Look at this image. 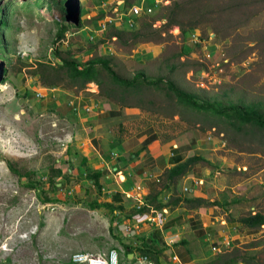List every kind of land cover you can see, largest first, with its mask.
Returning a JSON list of instances; mask_svg holds the SVG:
<instances>
[{
  "label": "rangeland",
  "instance_id": "rangeland-1",
  "mask_svg": "<svg viewBox=\"0 0 264 264\" xmlns=\"http://www.w3.org/2000/svg\"><path fill=\"white\" fill-rule=\"evenodd\" d=\"M125 1L124 13L139 0H106L105 6L69 0L80 26L56 40L60 17L47 0H0V264H60L75 253L112 249L120 264H177L165 253L158 263L142 256L141 239L129 237L119 217L90 208L101 192L87 179L84 132L68 106L86 85L78 90L65 76L38 74L40 63L57 67L61 59L80 68L95 62L99 81L92 89L138 110L141 125L159 124L165 135L192 131L201 139L204 183L239 242L208 250L209 258L195 264H216L235 247L264 263V226L252 232L237 223L264 214V129L180 104L167 87L170 82L218 109L253 107L264 115V0H176L132 28L116 21L99 31L105 15L116 17ZM101 60L121 79L142 73L161 82L138 81L140 87L124 91ZM123 244H133L134 252L126 255Z\"/></svg>",
  "mask_w": 264,
  "mask_h": 264
},
{
  "label": "crops",
  "instance_id": "crops-1",
  "mask_svg": "<svg viewBox=\"0 0 264 264\" xmlns=\"http://www.w3.org/2000/svg\"><path fill=\"white\" fill-rule=\"evenodd\" d=\"M105 1L101 0L103 6ZM115 12L125 14L123 6L115 8L114 15ZM109 17L112 16L105 15L103 22ZM89 104L93 111L85 113ZM68 106L84 132L81 162L85 161L87 169L102 174L97 201L118 208L114 214L127 225L125 228L131 229L129 237L138 236L149 245L165 247L164 253L176 257L177 264L204 262L209 258L208 250L238 244L237 238L231 236L234 225H226L217 204L190 207L178 202L185 197L213 202L215 194L204 183L207 168L201 166L202 160L171 183L167 178L170 169L188 158H204L202 141L194 132L165 135L159 124L141 125L138 110L98 93L81 91L71 97ZM136 193L152 211H166L160 225L150 222L143 213H148V208L137 210L135 200L127 197ZM157 205L163 207L156 209Z\"/></svg>",
  "mask_w": 264,
  "mask_h": 264
},
{
  "label": "trees",
  "instance_id": "trees-1",
  "mask_svg": "<svg viewBox=\"0 0 264 264\" xmlns=\"http://www.w3.org/2000/svg\"><path fill=\"white\" fill-rule=\"evenodd\" d=\"M49 2V8L54 9L58 11L60 21L58 23L59 29L57 32L56 40H60L63 38L64 33L66 30L70 28V26L74 27L73 24L67 22L65 20V17H68L69 14H74L75 8L68 6V1L66 0V4L60 5L55 0H47ZM130 6L128 2H125L123 5V8H126ZM128 9V8H127ZM0 23L2 25L5 24L4 21L0 19ZM80 26V19L77 27ZM134 37L139 38L140 36L138 33L136 35L134 34ZM147 39H150V37L144 38V41H148ZM56 52V51H55ZM57 53V52H56ZM102 68L105 70V72L111 77V79L115 82V86L118 88L123 89L124 91H127L131 88H138L140 87L138 84L140 82H145L146 84H152L157 85L161 82V80L155 81V82H149L145 79L144 75L142 73H137L134 75V77L131 80H124L119 78L114 70L109 66L108 61L101 60L99 61ZM39 71L38 74L43 75V72H46L50 70L55 75H61L69 81L73 82V86L77 88L78 90H82L84 86L90 83H97L99 81V73L96 69V63L95 62H89L83 67H79V65L76 63V61L73 60H67V59H61L60 64L57 65V67L42 64L39 65ZM65 78L58 79L56 82L52 81L53 83L48 84L50 87H55L59 85L62 81L65 80ZM140 81V82H138ZM168 89L172 92V94L175 96V99L178 103L186 105L194 110L197 111H211L216 114H223L227 115L228 117H232L236 120H238L241 124H250L257 126L261 129H264V115L260 113L257 109L253 107H245L240 108L237 106H230L227 109H218L215 105L210 103H199V101L192 95H189L179 89H177L172 83L167 82ZM106 99H110L105 96ZM202 160L201 157H191L188 158L183 163L178 164L177 166L173 167L169 170V173L167 175L168 180L170 183L174 180V178H178L180 176H183L186 172H188L192 165L195 164L197 161ZM9 168L12 170L11 165H9ZM87 171V179L90 180L91 184L100 191L101 186L99 184V180L102 178V174L100 171H91L90 169H86ZM58 175H62L61 171H58ZM54 184V188H55ZM156 199V197H153ZM182 201L184 205L190 206V207H199V206H213L216 203L215 202H208L201 198H179L178 202ZM163 205H157L156 209H161ZM91 209H99L103 208L108 210L112 214V220L114 221L117 216L114 214V211H119L117 207H113L109 203H100L98 201H93L90 203ZM142 212V211H141ZM237 223L245 228L248 231L256 232L259 230L262 226H264V214L262 213H255L250 214L248 216L240 218ZM234 224V223H230ZM142 241V247L140 249H137L139 254L142 256L149 257L151 260L158 263V260L162 255H164V252L166 250L165 247H155L154 245H149L145 241ZM123 248L125 249L126 255L129 253L134 252V245L133 244H123ZM231 254H226L221 257V259L218 258L216 260V264H264L261 260H259L255 255L250 254L247 250L241 251L238 247H235L233 249Z\"/></svg>",
  "mask_w": 264,
  "mask_h": 264
},
{
  "label": "built area",
  "instance_id": "built-area-1",
  "mask_svg": "<svg viewBox=\"0 0 264 264\" xmlns=\"http://www.w3.org/2000/svg\"><path fill=\"white\" fill-rule=\"evenodd\" d=\"M174 1L176 0H140L138 4L129 7L128 11L125 14L120 15L119 13L115 12L116 17H109L105 19V21L101 23L99 31H104L108 25L115 23L116 21H119L121 23L123 22L124 25L132 28L136 25V20L139 17L144 15H151L158 8L169 7ZM193 40L195 41V36H193ZM92 87H94V85L87 84L85 91L90 94H97L96 89H92ZM76 109L74 110L76 111ZM84 111L85 113H91L93 109L89 104L85 106ZM196 184H199V181L196 182ZM184 191H188V189H184ZM127 197L135 200L137 210L141 211L144 208H148V213L145 211L143 213H145L146 217L150 222H155L157 225H160V223L164 219L162 215L166 213L165 210H161L160 212L152 211L151 208H149L144 203L142 197L137 193L133 196L127 195ZM150 214H154V216L149 217ZM125 231L128 233H132L131 229L129 228H125ZM212 250L218 252L220 251V249L216 247L212 248ZM172 259L174 261H177L176 257H173ZM60 264H120V260L117 250L112 249L104 255H92L90 253H75L70 257L67 262Z\"/></svg>",
  "mask_w": 264,
  "mask_h": 264
},
{
  "label": "water",
  "instance_id": "water-1",
  "mask_svg": "<svg viewBox=\"0 0 264 264\" xmlns=\"http://www.w3.org/2000/svg\"><path fill=\"white\" fill-rule=\"evenodd\" d=\"M69 16H71V18L69 19ZM65 20L71 24H73L74 26H77L79 23V13L78 10L74 12V14L72 15H68V17H65Z\"/></svg>",
  "mask_w": 264,
  "mask_h": 264
}]
</instances>
